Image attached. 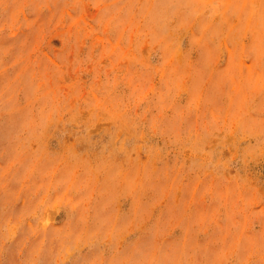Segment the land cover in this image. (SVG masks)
Wrapping results in <instances>:
<instances>
[{
	"label": "rangeland",
	"instance_id": "374dc122",
	"mask_svg": "<svg viewBox=\"0 0 264 264\" xmlns=\"http://www.w3.org/2000/svg\"><path fill=\"white\" fill-rule=\"evenodd\" d=\"M0 264H264V0H0Z\"/></svg>",
	"mask_w": 264,
	"mask_h": 264
}]
</instances>
